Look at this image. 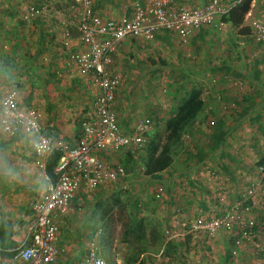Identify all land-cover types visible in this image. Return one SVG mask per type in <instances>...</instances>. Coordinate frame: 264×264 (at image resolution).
I'll use <instances>...</instances> for the list:
<instances>
[{
	"label": "rangeland",
	"instance_id": "1",
	"mask_svg": "<svg viewBox=\"0 0 264 264\" xmlns=\"http://www.w3.org/2000/svg\"><path fill=\"white\" fill-rule=\"evenodd\" d=\"M4 1L7 2L5 13L10 18H7L10 21L5 24V27L14 31L23 45H30L34 42V39L30 38L31 34L38 35L41 32L43 35L45 34L48 44L53 41L59 45L60 50H58V59H56L59 70H56L55 66L54 72L57 79L66 80L69 77L68 73L72 72L63 73L61 70L63 69L62 64L68 66V59L60 37L61 30L52 23L54 11L62 5L63 0H25L26 3L20 7L22 13L19 10L17 13L10 6L11 4L8 2L11 0ZM32 5H37L43 10L40 11V14L28 18L25 10ZM9 8L12 11H9ZM48 14L52 16L49 17ZM33 20H36L35 24H31ZM216 26L218 29L225 27L219 24ZM35 28L38 30L36 31ZM55 31L56 38L53 34ZM208 42L205 40L206 47L209 45ZM213 42L215 44V41ZM145 46L147 45L145 44ZM212 48L214 49L215 46ZM23 56L25 59L21 58L20 61L24 60L23 64H25L27 55ZM40 56L37 55L36 60L40 58L42 63H48L49 60L46 57ZM209 58L210 56H206V61L210 60L216 68L192 70L193 68H188L185 65L186 62L181 61L177 64L178 67L173 68L176 63L170 66L165 64L164 60V65L168 66L165 83L159 89L151 88L147 92V96L151 97L157 94L156 96L164 101L163 104H160L162 109L153 107L149 111H145L146 116L152 119V135L156 139L164 137L165 121L184 100L192 87L202 88V96L205 97L203 115L197 118L191 127L183 133L181 142L172 150L173 163L170 168L172 173L178 175H176L178 181L172 183V189H169L171 185L167 189L165 187L163 195L160 198H155V184L152 182L150 184L142 183L137 180L133 194L137 198L125 194L118 197L108 195L103 197L99 203L96 202L94 206L91 203H84L85 205L80 207L82 208L80 214L76 213L75 215L78 221L74 222L73 227L78 228L76 231L78 239H82V241L95 240L99 245L100 255L109 264H127L128 260H131L130 264H264V198L261 196L262 194L260 196L257 194V197L254 198L247 193L252 182L264 181V174L259 172V166L262 165L260 161L264 159V136L260 129L255 128L254 130L250 126L248 118L239 116V113L245 109L253 108L254 112L258 111L263 119L264 103L262 104L260 99L255 101L246 99L243 96V93L246 92L236 90L233 85L226 86L230 83L223 78L225 76L237 78L236 69L221 70L220 57L216 55ZM16 60L9 62V67H15V64L18 63L22 64ZM4 66L6 65L4 64ZM115 72L119 75L121 84V74L116 70ZM172 74L178 79L175 83L170 81ZM211 74L215 76L214 80L210 79L212 85L205 86L206 82L202 78H210L208 75ZM24 76L22 81L8 82L5 86L0 84V95L11 89L18 91L17 98L21 106H30L40 111L45 124L46 116L39 105L41 103L38 100L27 102L28 89L33 87L31 84L34 81L33 73L29 76L24 73ZM180 78H183L184 83H179ZM60 85L64 88V85ZM221 86L228 90H224ZM189 87L191 88L189 89ZM36 88L37 91H41L38 86L34 85V89ZM247 89L251 91L255 89L253 92L256 93L264 87H253L251 84L247 86ZM220 90H224L225 93L221 94ZM84 111V108L80 109L79 119L85 113ZM210 119L217 121V124H213ZM208 122L211 126L202 129V125H207ZM254 131L263 137L262 144L258 145L255 142L256 145H251L255 141ZM216 132L224 133L225 136L220 146L213 149L210 136ZM242 142L250 143L249 147L246 148ZM179 164L182 165L181 168H179ZM128 169L131 171V167L128 166ZM35 170L36 174L41 175L37 166ZM134 176L139 175L135 174ZM15 184L3 181L0 187L2 201L5 199L9 204L14 202L16 199ZM262 189H259L258 192L262 193ZM35 192L31 201L41 193ZM117 199L120 202H116ZM88 200L93 201V196L90 195ZM31 201L28 205L30 210H32ZM6 202L0 204V208L8 206L9 204ZM9 207L11 208L9 215L18 213L14 206L9 205ZM226 211L233 214L234 217L240 218L244 223L254 221L255 226L252 234L244 238L239 229L235 231L194 229L193 224L197 219L220 217ZM8 214L7 217H10ZM17 215L14 217L17 221L14 226H18L19 230L17 231H22L17 234L20 235V238L14 240V245L19 243L25 229L24 225L19 222V219H24L21 214ZM5 217V212L0 210L2 222L9 227L12 220L8 219L10 221L8 222ZM30 218L32 219L31 211ZM132 222L133 224H131ZM68 227L72 228L65 226V228ZM72 233V231L69 232V237ZM140 233H143L144 236L138 240L137 236ZM64 237L69 238L66 233ZM139 249L143 251L137 256L136 253Z\"/></svg>",
	"mask_w": 264,
	"mask_h": 264
},
{
	"label": "built area",
	"instance_id": "2",
	"mask_svg": "<svg viewBox=\"0 0 264 264\" xmlns=\"http://www.w3.org/2000/svg\"><path fill=\"white\" fill-rule=\"evenodd\" d=\"M241 1L204 0L202 4L191 5L179 0H134L117 18L103 15L97 7L98 0L62 1V5L54 11L52 23L61 30L67 65L78 69L85 77L95 101L79 119L80 134L69 142L56 139L53 132L47 131L42 113L24 105L23 108L51 139L50 152L40 156L32 153L40 174L49 177L46 166L53 151H62V156L55 169V181L49 177L52 190L41 192L31 201L32 219L25 235L14 249L13 256H3L0 248V264H54L59 254L57 242L61 228L71 218L74 202L80 193L87 195V198L96 194L104 198L113 194L133 195L136 181L140 180L142 183H155L154 197L162 196L165 189L162 180H151L142 174L135 177L118 160V154L125 151L141 152L143 157L150 141L148 133L152 121L150 118H140L128 132L122 130L113 110L120 78L112 67V56L125 39L143 43L162 32L187 43L203 27L215 23L225 26L222 18ZM41 10V7L32 5L25 11L28 18H32ZM74 32L80 43L78 48L72 46ZM250 36L264 47V6L259 15L253 18ZM13 92L18 95V91L13 89L0 95V104L7 107L3 102ZM259 172L264 174V165L259 166ZM259 189L263 192L259 193ZM247 193L254 198L262 194L264 198V181L252 182ZM254 226V221L244 223L228 211L212 219L199 218L193 224L197 230L239 229L244 238L252 234ZM99 251L98 243L91 240L77 264H109Z\"/></svg>",
	"mask_w": 264,
	"mask_h": 264
},
{
	"label": "crops",
	"instance_id": "3",
	"mask_svg": "<svg viewBox=\"0 0 264 264\" xmlns=\"http://www.w3.org/2000/svg\"><path fill=\"white\" fill-rule=\"evenodd\" d=\"M133 1L134 0H98L97 7L102 10V14L106 17L117 18L124 13L125 8L129 7ZM179 1L183 3L187 2L191 5L202 4L204 2V0ZM253 1L254 0H251L250 2V8L245 14L242 24V26L249 29V33L247 34L241 32L240 29L242 26L237 27L231 23H227L225 27L218 29L215 23L196 31L189 38L187 43L180 42L176 38L171 37L167 32L159 33L153 39L145 43L131 39H125L122 41L112 56L114 61L112 67L118 71V73L120 72L122 79L116 92V100L113 105V110L117 115L118 122L122 130L124 132H128L137 120L146 116L145 111H149L153 107L155 109H162L160 104H163L164 101L157 97V94L154 95L155 97L147 96V92L151 90V88H156L157 90L165 83L168 74V66L164 65V60L166 61L165 64L170 66H173L176 63L173 68L175 66L178 67L177 64L181 61L186 62L185 65L188 66V68H193L192 70H205L208 67L216 68L210 60L206 61V56H210L209 59H211L213 56L218 55L221 60L220 64L222 63L220 68L221 70L232 71V68L236 69L237 78L234 79L230 76H225L223 78L226 81L228 80L230 83V85L226 86L229 87L233 85L236 90H244L246 93H243V96L246 99L248 98L251 101L260 99L263 104L264 89H260V92L256 93L253 92L255 89L253 91L247 89V86H250L251 84L253 87H264V47L250 36L251 23L253 18L257 17L260 10L263 8L264 0ZM8 3L11 4L10 6H12L17 13L18 10L22 13L20 7H22L23 3L26 2L25 0H11ZM6 8L7 2L0 0V84L5 86L8 82L22 81L25 78L24 73L27 76L33 73L34 81L31 82L33 87L28 89L29 92L27 94V102L38 100L41 103L39 105L45 112V124L47 131L49 133L53 132L56 135V139L61 142H69L80 134L79 111L84 108V112H86L89 108H91L95 101L94 93L92 91V93L89 92L90 88L88 82L85 80V77L79 73V70L73 68L69 69V67L65 64H62L63 69L61 70L63 73L68 71L72 72L68 73L69 79L67 78L64 81L57 79L54 68L56 66V70H59L58 60H56L58 59V50H60L59 45L53 41L48 44L46 36L45 34L43 35L42 32L38 35L31 34L30 38L34 39V42L30 45H23L22 42L19 41V36L14 31L8 30V28L5 27V24L10 21L7 20L9 17L5 13ZM9 11H12V9L10 10L9 8ZM35 23L36 20L31 22V24ZM33 27H35V25H33ZM35 30L37 31L38 29L35 28ZM53 34L55 36L54 38H56V31ZM76 35L77 33L74 32L73 36L75 40L72 46L78 48L80 47V43ZM205 40H208V44H211V46L208 45V47H206V44H204ZM210 41H215V44L214 42L212 44ZM145 44L147 46H145ZM8 45L9 47H7ZM214 46L215 48L213 49L212 47ZM24 54L27 55V62L25 64H23L24 60L20 61L21 58L25 59L23 56ZM37 55L46 57L49 60L48 63H42V59L40 60V58L36 60L35 57ZM10 59L12 60L10 61ZM14 60L22 62V64L18 63L15 64V67H9L8 63L13 62ZM4 64L6 66H4ZM66 68H68V70H66ZM208 76L210 78H202L206 82L205 86L208 84L210 85L212 82L211 80H214L215 77L212 74ZM176 80L178 79H176L172 74L170 81L175 83ZM179 83H184L183 78H180ZM60 84L64 85V88H62ZM34 85L35 87L38 86L41 91H37V88L34 89ZM190 88L191 87H189V89ZM221 88L224 87L221 86ZM224 90H228V88H224ZM224 90H220V93H225ZM202 97L205 102V97ZM156 99L158 101H155ZM202 111L198 115V118L203 115L204 112L202 113ZM243 112L244 111L239 113V116H242L241 118H248L250 126L254 130L255 128L260 129L264 136V118H261L258 111L255 113L254 109L251 108L246 111L245 114H242ZM258 117L259 120H257ZM209 122L206 127H203L205 125L203 124L202 129H206L207 127L209 128L211 126ZM152 131L153 130L151 129L148 133L150 140L153 134ZM254 134L255 141L251 145H256L255 142L258 145L262 144L263 137L258 135L256 131H254ZM249 144L250 143H243L246 148L249 147ZM258 145L257 148L259 149ZM8 155L24 164L25 167L29 168L33 174H36V166L33 162V155L21 144H15L12 151H10ZM127 159L129 163L128 166L131 167V171L129 169L128 170L133 175L142 174L143 177H150L151 180H162L166 189L171 185V188H169L170 190L172 189V183L178 181V178L176 177L177 174L172 173L170 166L155 176L145 174V171H143L145 168L143 162L144 159L141 156V152L128 153L125 151L121 155L118 154V160L122 164ZM181 167L182 165L179 164V168ZM3 181L6 180H0V187ZM19 184L16 183L14 187L16 188V199H14V202L9 204L4 199L7 204L14 206L18 213L15 212L12 213V216L9 215L8 213L11 210L9 205L2 206L0 208L2 212H5L6 217L7 214L10 216L7 217L6 221H8V219L12 220V222L8 221L11 224L8 227L0 218V231L3 232V234H6L7 238V248L5 251L11 254L15 252L14 249L19 246L24 237L25 231L31 219V210L28 208V205L34 198L32 196L36 193L35 190L30 188L27 184ZM79 196L80 197H78V199L74 202L71 218L66 221L67 225L65 223L61 228L57 242L59 254L54 264H76L77 261L84 256L88 248L90 239H88V241L78 239L76 233L78 228L73 227L74 222L78 221L75 215L76 213H78L77 215L80 214L82 210V208H80L81 206L87 203L94 205L96 203L95 201L100 202L103 197H101L100 194H96L93 195L94 200L89 201L87 195L80 193ZM113 196L120 195L113 194ZM129 197L137 198L135 195H129ZM2 198L3 197L0 196V204H4ZM17 214H21L24 219H19V222L24 225L25 229L23 236L18 241L19 243L14 245V240L20 238V235L17 234H20L22 231H17L19 230L18 226H14L17 222L14 217ZM65 226H70L72 228H65ZM70 231L73 232L70 235L71 237L68 235ZM65 233L67 237L72 239L70 240L69 238L64 237Z\"/></svg>",
	"mask_w": 264,
	"mask_h": 264
},
{
	"label": "trees",
	"instance_id": "4",
	"mask_svg": "<svg viewBox=\"0 0 264 264\" xmlns=\"http://www.w3.org/2000/svg\"><path fill=\"white\" fill-rule=\"evenodd\" d=\"M250 2L251 0H242L241 2L235 4L229 10V12L222 18L223 21L226 23H231L232 25H235L237 27L242 26L244 16L250 8ZM240 30L245 34L249 33V29L247 27L242 26ZM204 108L205 102L202 97L201 88L192 87L188 92L187 96L184 98V100L178 105L175 111L165 121L164 137L156 139L155 136L152 135L151 140L148 146L146 147L143 155L145 174L155 176L158 173L166 170L173 163V148L181 142L183 133L186 132L187 129H189L191 125L197 120L198 115ZM246 111H248V109H245L242 114H245ZM145 117L148 118V116ZM257 120H259V117L257 118ZM212 123L217 124V121H213ZM224 136V133L220 134L219 132H216L211 135V147L213 149H217L223 142ZM61 156L62 151L55 150L47 160V173L53 181H55L56 178L55 169L59 163ZM260 163L264 165V159H262ZM128 164L129 163L127 159L123 163V165L128 169ZM95 202L99 203L98 201ZM116 202H120L119 199H117ZM133 222L131 224H133ZM143 236V233H140L137 236V239L141 240ZM6 243V234H3V232L0 231V248L2 249L1 254L3 256H13L15 252L11 254L5 251L7 248ZM142 251V249H139L136 253L137 256L142 254ZM134 259L136 260V258ZM130 261L131 260H128L129 263L127 264H130Z\"/></svg>",
	"mask_w": 264,
	"mask_h": 264
},
{
	"label": "clouds",
	"instance_id": "5",
	"mask_svg": "<svg viewBox=\"0 0 264 264\" xmlns=\"http://www.w3.org/2000/svg\"><path fill=\"white\" fill-rule=\"evenodd\" d=\"M0 104V180L9 183H24L37 192L52 190L49 177L33 174L24 164L13 159L8 153L15 144L37 156L52 150L51 139L39 123L21 105L16 94L10 93Z\"/></svg>",
	"mask_w": 264,
	"mask_h": 264
}]
</instances>
